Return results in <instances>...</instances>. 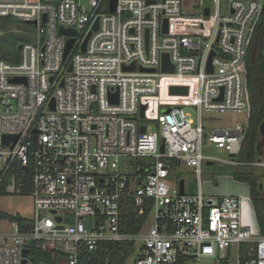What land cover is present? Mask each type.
Instances as JSON below:
<instances>
[{"label": "built area", "instance_id": "obj_1", "mask_svg": "<svg viewBox=\"0 0 264 264\" xmlns=\"http://www.w3.org/2000/svg\"><path fill=\"white\" fill-rule=\"evenodd\" d=\"M114 1L111 12L110 0H0V21L35 22L38 32L17 63L0 59V196H29L34 215L0 217L9 225L0 230V264H34L31 248L44 244L61 253L57 264H78L100 244L121 241L139 243L134 264H264V235L243 220L250 198H209L200 189L201 166L217 161L203 155L207 144L240 165L245 127L211 129L203 118L247 114L243 62L264 0ZM191 1L196 15L186 11ZM171 87L187 93L171 95ZM248 166L264 167L262 157ZM180 167L197 177L196 194L171 185ZM145 202L147 224L122 232L130 206Z\"/></svg>", "mask_w": 264, "mask_h": 264}, {"label": "trees", "instance_id": "obj_2", "mask_svg": "<svg viewBox=\"0 0 264 264\" xmlns=\"http://www.w3.org/2000/svg\"><path fill=\"white\" fill-rule=\"evenodd\" d=\"M3 22L10 21L4 20ZM12 44L10 50L0 53V59L14 64L18 62L19 52L14 42ZM243 69L249 109L246 114L244 136L239 153L235 158L241 166L232 174V178L249 187V198L258 229L260 234L264 235V192L259 176L254 168L248 166V164L261 160L257 153V144L260 140L259 127L264 121V2L249 28ZM150 207L151 202H145L142 206L136 207L135 211H132L133 206H130L124 216L125 224L122 226V232L137 234L147 224ZM0 217H9L18 223L21 221L18 217L13 218L1 213ZM134 247L133 242L126 241L102 243L97 251L81 256L78 264H124ZM61 256V253L50 248L49 244H44L42 247L34 245L31 248V258L34 264H57V260Z\"/></svg>", "mask_w": 264, "mask_h": 264}, {"label": "rangeland", "instance_id": "obj_3", "mask_svg": "<svg viewBox=\"0 0 264 264\" xmlns=\"http://www.w3.org/2000/svg\"><path fill=\"white\" fill-rule=\"evenodd\" d=\"M189 7L186 9L188 14L196 15L198 12L195 6L198 5V1L189 2ZM37 29L32 25H27L22 22L11 20L10 22L0 21V53H5L11 49L12 43L16 45L19 44L32 43L34 38L37 36ZM185 113L190 115H195V110L193 108H183ZM203 123L209 126L211 129L233 127L236 123L245 127L246 124V114H239L233 112L225 113H211L205 115L203 118ZM147 130L149 133L157 134V128L154 123L147 124ZM203 155L212 157L216 159L213 165L203 164L201 166V189L203 193L206 191H212L216 189L220 183L225 179H232V174L240 169V166L227 165L226 162L232 158L229 153L224 149H218L212 144H207L203 147ZM238 163V162H237ZM244 165V164H243ZM243 167V166H242ZM254 171L260 178L261 185L264 189V167L254 168ZM178 178L173 177L174 181H171V185L179 180H184L186 193L189 192L197 193L199 190L198 179L192 173V171L185 167H180L178 172L175 173ZM207 194H205L206 196ZM216 198V197H214ZM219 198V197H217ZM245 203V202H244ZM247 205V203L245 204ZM0 213L9 215L11 217L24 218L29 221L33 220V205L32 200L26 195H14V196H0ZM247 227L251 231H256L255 222L251 212H249L248 217H245ZM9 225L6 222H0V230L6 231ZM139 243H136L131 254L127 258L124 264H134L137 259Z\"/></svg>", "mask_w": 264, "mask_h": 264}, {"label": "water", "instance_id": "obj_4", "mask_svg": "<svg viewBox=\"0 0 264 264\" xmlns=\"http://www.w3.org/2000/svg\"><path fill=\"white\" fill-rule=\"evenodd\" d=\"M110 4H111V9L110 11L111 12H114V6H115V1L114 0H110ZM205 14L207 15L208 14V10L205 11ZM45 18V17H44ZM43 18V22L42 23H45V19ZM27 25H32V26H36V23L35 22H27L25 23ZM97 25H98V21L95 22L93 28H92V31H96L97 30ZM163 31L166 32L167 31V22L166 20L164 21V24H163ZM59 34L60 35H63V36H68V37H71V36H74L75 35V31L72 30V29H63V28H59L58 30ZM91 32L86 36L85 38V41L81 47V51L84 52L85 51V44H86V41L87 39L89 38ZM73 43V40L72 39H68L67 40V44H66V50H65V54L67 53V51L69 50V48L71 47ZM17 51H21L22 50V44H19L17 46ZM214 56V52H211L210 54V57L208 59V72L211 73L212 72V68L210 66V61H211V58ZM124 71H132L133 70V67H125L123 69ZM173 71L172 67L169 66L168 64V56L167 55H164L163 56V72L165 73H171ZM13 83H19V82H25L24 79H14L12 80ZM187 93V89L186 88H183V87H171L170 88V94L171 95H185ZM111 100H112V97H111ZM51 108L54 109V99L51 100V104H50ZM144 109L145 107H141V113H140V116L143 117V112H144ZM170 108L166 109V110H163V113H169L170 112ZM145 130V127H141L140 128V131L143 133ZM259 134H260V140L257 144V153L260 157H262L263 159V162H264V121L261 123L260 127H259ZM9 137H4V144H8L9 142ZM160 151L161 153H163L164 151V146L162 145L161 148H160ZM207 165H211V163H207ZM179 192L180 194H183L184 193V180H179ZM29 253V250L25 249L23 250V253H22V257L24 258L23 262H26V256L27 254Z\"/></svg>", "mask_w": 264, "mask_h": 264}, {"label": "crops", "instance_id": "obj_5", "mask_svg": "<svg viewBox=\"0 0 264 264\" xmlns=\"http://www.w3.org/2000/svg\"><path fill=\"white\" fill-rule=\"evenodd\" d=\"M256 162H258V161H256ZM252 168L256 169V167H252ZM261 187H262V185H261ZM184 188H185V183H184ZM200 189H201V187H200ZM201 191H202V189H201ZM185 192H186V190H185ZM206 192L207 193H203V191H202V194L204 196H205V194H207L205 197H209V198H214V197L220 198V197L226 196V195L234 196V197H249L250 196L249 187L245 183L233 181L232 179H228V180L225 179L222 181V183H220V185L216 189H213L212 191L208 190ZM263 192H264V189H263ZM189 194H196V193L189 192ZM244 202L242 205L244 223L245 224L247 223L245 217H248L249 212H251V214L253 216V220L255 222L256 231H259L251 200H250V202L249 201H247L245 203ZM246 203H247V205H245Z\"/></svg>", "mask_w": 264, "mask_h": 264}]
</instances>
